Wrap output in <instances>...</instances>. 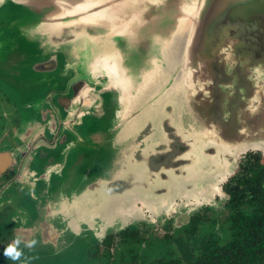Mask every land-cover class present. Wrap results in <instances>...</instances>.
Instances as JSON below:
<instances>
[{
	"label": "water",
	"instance_id": "water-1",
	"mask_svg": "<svg viewBox=\"0 0 264 264\" xmlns=\"http://www.w3.org/2000/svg\"><path fill=\"white\" fill-rule=\"evenodd\" d=\"M0 31V73L69 89L64 111L96 140L44 177L31 251L145 209L188 220L264 152V0H2Z\"/></svg>",
	"mask_w": 264,
	"mask_h": 264
},
{
	"label": "flooded vegetation",
	"instance_id": "flooded-vegetation-1",
	"mask_svg": "<svg viewBox=\"0 0 264 264\" xmlns=\"http://www.w3.org/2000/svg\"><path fill=\"white\" fill-rule=\"evenodd\" d=\"M2 35L0 34V64L4 57L1 55L5 38ZM11 60L12 58L6 56L4 64L11 63ZM67 93H70L69 89L56 85L32 82H27L26 85L16 84L11 77L7 78L0 73V251L8 240L13 241L14 233H18L22 235L20 248L24 254L39 255L45 252V249L31 251L24 243L31 240L29 239L31 223L41 218V212L55 196L54 192L46 193L43 187L44 177L51 169L67 166L78 152L80 143L87 144L88 148L93 147L91 134L86 130L87 136H83L78 129L83 123L73 121V117H68L64 111L61 99ZM261 167H264L262 150L249 149L243 153L238 158L233 173L229 174L222 184L223 195L216 194L215 201L219 202L224 198L226 207H223H230V194L231 191H238L237 185L247 183L253 186L254 183H258L252 178H244V174L250 169ZM251 188L252 192L255 191L253 187ZM211 205L200 206L195 213L192 212L188 220L179 212L172 215L169 213L156 215L145 209L140 220L123 229L112 230L103 237V243L109 245L121 239L136 241L147 231L149 235H144L143 251L138 253L139 257L133 252L123 257L122 254L111 252L109 248H106L109 251L106 256L111 260L113 257L127 259L129 264L131 262L151 264L162 258L182 259L195 255L204 243L215 240L222 243L227 233L226 215L230 210L221 216H224V221L218 225L219 220L209 219L212 218L208 215V211L213 207ZM211 221L214 223H210ZM155 230L164 233L159 234ZM88 239L93 237L82 236L80 244L83 245ZM74 244H77L76 239ZM114 245L118 244L115 242ZM148 250L156 251V257L149 258L145 263L144 259L149 255ZM95 251L90 253L91 255L94 253L97 258ZM104 255L105 253L101 257ZM21 258L25 260V257ZM5 260L7 261V258H0V262L4 263ZM116 261L112 260L110 264Z\"/></svg>",
	"mask_w": 264,
	"mask_h": 264
},
{
	"label": "trees",
	"instance_id": "trees-1",
	"mask_svg": "<svg viewBox=\"0 0 264 264\" xmlns=\"http://www.w3.org/2000/svg\"><path fill=\"white\" fill-rule=\"evenodd\" d=\"M243 177L258 183L237 185L238 191H231L222 243H204L195 255L151 264H264V167L250 169Z\"/></svg>",
	"mask_w": 264,
	"mask_h": 264
},
{
	"label": "rangeland",
	"instance_id": "rangeland-1",
	"mask_svg": "<svg viewBox=\"0 0 264 264\" xmlns=\"http://www.w3.org/2000/svg\"><path fill=\"white\" fill-rule=\"evenodd\" d=\"M1 55H3L2 50H1ZM78 129L81 131V134L83 136H87L86 130L88 131V126L86 123H83L81 126H79ZM87 146L88 145L85 143H80L78 149L88 148ZM225 202L226 201L224 200V198H222V200L219 202L215 201L211 205L213 207H211L210 211H208V215L212 217L209 219L210 220H214V219L219 220V221H217L218 225H220L221 221H224L223 220L224 216L223 217H221V216L223 214L226 215L230 209V207H228V208L223 207V206L226 207ZM182 210H184V209H182ZM197 210L198 209L194 210L193 213H195ZM176 213L178 214V212L172 211L169 214L172 215V214H176ZM120 223L121 222H118L117 224L120 225ZM210 223H214V221H211ZM156 226L158 227V225H156ZM114 229H115V227H114ZM116 230H118V229H116ZM171 230H173V227H171ZM155 232L159 233V234L164 233V232L159 231V230H155ZM144 235H149V234L146 231L136 241L135 240L131 241V240L121 239V241L115 240L113 243H111L109 245L103 243V237L97 238L92 234H87V236L93 237V239H88L83 245H81L80 244V238L81 237H79V236H86V235H79L78 237H76L77 244L75 246L70 245V244L64 245V246H62V249L59 253L58 252L52 253L50 251L40 253L39 255H37V254L27 255V253H25L24 256H22V257H25V258L26 257H28V258L36 257L35 259H29L28 264H105V263L110 264V262H112V260H117L116 263H113V264H129V260H127V259L122 260V259H117L116 257H113L111 260V259L107 258L106 254L109 253V251H107L106 248H109L110 251L113 253L122 254L123 257H124V255L128 256L132 252L134 254L137 253L135 255L137 257H139L138 253H141L143 251L142 245H143V242L145 240ZM15 236L16 237L20 236L22 238V235H20L18 233H16V234L14 233V236H13L14 239H15ZM14 239H12V240H14ZM11 242L12 241L8 240L5 244V247ZM115 242L118 244L117 246L114 245ZM115 246H116V248H115ZM5 247H3V250L0 251V258L5 257V255H4ZM97 247H98V249H96ZM132 249H133V251H131ZM95 250H97V251H95ZM94 251H95V254L98 255L97 258L95 257L94 253L92 255L90 253V252H94ZM71 252H72V255H70ZM104 253H105V255L103 257H101ZM147 253H149V255L145 257V259H144L145 263L149 260V258L156 257V251L148 250ZM90 255H91L92 259H91ZM23 261H24V259H22V258L20 261H15V262L7 259V261L5 260L4 263L0 262V264H22ZM130 264H136V263L131 262ZM137 264H139V263H137Z\"/></svg>",
	"mask_w": 264,
	"mask_h": 264
},
{
	"label": "clouds",
	"instance_id": "clouds-1",
	"mask_svg": "<svg viewBox=\"0 0 264 264\" xmlns=\"http://www.w3.org/2000/svg\"><path fill=\"white\" fill-rule=\"evenodd\" d=\"M22 243V238L17 236L11 243H9L4 249V255L7 259L12 261H20L21 257L24 256L23 249L20 248V244ZM25 247L32 249L34 248L38 241L36 239L27 240L24 242ZM36 257L28 258L26 257L22 264H28L29 259H35Z\"/></svg>",
	"mask_w": 264,
	"mask_h": 264
},
{
	"label": "crops",
	"instance_id": "crops-1",
	"mask_svg": "<svg viewBox=\"0 0 264 264\" xmlns=\"http://www.w3.org/2000/svg\"><path fill=\"white\" fill-rule=\"evenodd\" d=\"M77 123L79 124V123H83V122H78L77 121ZM88 132H89V134H91V132L89 131V129H88ZM91 136H92V138H93V147H90V148H85V149H79L78 150V152L73 156L74 158H76V157H78L80 154H82V152L83 151H85V150H91V149H93L95 146H96V140H95V138H94V136L91 134ZM86 140V139H85ZM72 161V160H71ZM67 167V166H66ZM66 167H64V168H66ZM75 170V169H74ZM74 170H72L71 171V174L72 175H70V177H71V179H72V177L73 176H75V173H74ZM43 184H44V186L43 187H45V185H46V181L45 180H43ZM49 202H50V200H49ZM49 202L47 203V205H46V207L48 206V204H49ZM45 207V208H46ZM76 239V237L75 238H73L72 240H73V242H71V243H74V240ZM48 247H47V249H49V250H52L53 252H60L61 251V249H62V246L61 245H57V242H55V244L51 247L50 245H47ZM60 248V249H59Z\"/></svg>",
	"mask_w": 264,
	"mask_h": 264
},
{
	"label": "bare ground",
	"instance_id": "bare-ground-1",
	"mask_svg": "<svg viewBox=\"0 0 264 264\" xmlns=\"http://www.w3.org/2000/svg\"><path fill=\"white\" fill-rule=\"evenodd\" d=\"M0 1H2V0H0ZM89 101H91V100L89 99Z\"/></svg>",
	"mask_w": 264,
	"mask_h": 264
}]
</instances>
